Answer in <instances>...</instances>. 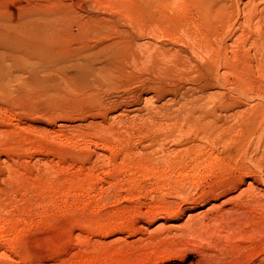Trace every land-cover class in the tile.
<instances>
[{"label": "rangeland", "instance_id": "374dc122", "mask_svg": "<svg viewBox=\"0 0 264 264\" xmlns=\"http://www.w3.org/2000/svg\"><path fill=\"white\" fill-rule=\"evenodd\" d=\"M107 1L109 4L112 0ZM115 1L110 4L114 6ZM103 4L98 6L101 11L107 2ZM109 5L106 11H115L112 5L113 10H109ZM193 66L196 71L200 69L207 74L205 63H193ZM193 66L191 71H195ZM185 80L177 83H181L178 85L180 92L190 85L196 93H200L199 88L191 85V80ZM131 93L115 90L109 97L113 96L111 100L122 98V101H132L134 96L132 98ZM178 97L173 98L179 101L181 96L180 99ZM125 101L112 103L116 113H122L120 116L110 110L104 119L74 116L63 118V122L69 125H60L57 118L27 112L19 104L11 105L0 93V115L5 111L14 113L9 123L13 129L6 133L0 130V264H264V254L261 255L264 252V199L259 196L256 200L251 199L247 193L238 195L239 190H247L250 186L255 192H259V188L264 189L263 157L257 155L254 158L251 153L250 158L242 159L235 155H222L219 152L221 147L216 150L218 153L213 154L221 161L213 158L215 156L210 158L212 160L204 156V162V157L197 158L192 150L191 153L188 150V154L183 152L184 155L181 152V157L178 153L183 149L178 146L188 137L183 130H175L186 124L181 105L175 102L178 109L171 104L169 107L174 109L163 107L165 110L155 111L152 106H157L159 102L143 101L142 116L124 111L127 107ZM148 108L154 112L151 114ZM205 108H209V102ZM161 111H167V116ZM168 112L175 114L176 119ZM129 114L134 115L130 117ZM17 116L19 119L16 121ZM95 120L108 127L101 126L99 122L97 124ZM0 121L3 122V119ZM172 121L177 122L174 125L178 127L173 128ZM154 123L160 127H155ZM155 128L158 133L154 134L157 132ZM11 130H14L12 134ZM100 145H103L102 148ZM205 147L204 150L209 149L208 142ZM171 150L173 153H170ZM174 154L186 159H179ZM206 156H209L208 153ZM178 160L183 162L179 164ZM188 168L192 170L190 173ZM183 172L190 174V178L188 174L179 175ZM179 176H183L182 180ZM238 176H244L241 179L245 182L236 188ZM232 197L235 199L232 200ZM185 205H190V208L184 209ZM223 210L226 214L229 212L228 216ZM213 217L219 221L215 219L217 221L212 222ZM245 220L248 221L245 223ZM247 222L251 227L247 226ZM239 223L246 225L240 226ZM240 227H246L249 234L254 228L263 234L258 231L253 234V231L249 235ZM230 228L240 229L241 235ZM226 233H230L228 237Z\"/></svg>", "mask_w": 264, "mask_h": 264}, {"label": "bare ground", "instance_id": "6f19581e", "mask_svg": "<svg viewBox=\"0 0 264 264\" xmlns=\"http://www.w3.org/2000/svg\"><path fill=\"white\" fill-rule=\"evenodd\" d=\"M112 1L110 3H113ZM105 2L108 4L107 0H0V93L3 94V98L10 101L11 105L19 104L27 112L57 118L60 125H67L68 123L63 122V118L87 115L94 119H104L108 111L116 113L112 103L115 105L125 100L122 101V98L111 100L113 96L109 97V94L111 95L115 90H125L132 92V98L134 96L130 101L127 99L129 94H126L127 107L124 110L126 112L142 115L140 112L143 111V101L154 100L161 103L152 106L155 111L156 109L160 111L163 107L168 108L175 102L181 105L184 113L182 117L185 116L187 125L184 124L183 128L180 125L175 130H183L189 138L187 137L184 142L182 140L183 143L179 146L176 144L183 149L178 153L179 155L181 152L188 154V150L191 153L192 150L197 158L203 159L205 156L210 159L221 147L219 151L221 154L235 155L242 159L250 158L251 153L254 158L259 155L264 159V82L261 80L264 77V0H116L114 6L108 4L109 10L112 9L111 7L115 10L113 12L106 11L108 5L106 4V7ZM102 3L106 12L102 7L103 10H99L98 6ZM193 63H205L207 74L200 69L196 71L197 66L194 67ZM192 66L195 71H191ZM261 75L263 77L260 78ZM181 77L182 81L191 80V85L199 88L200 93H196L195 88L190 85L186 88L180 86L186 89L180 92L178 85L181 83H177L182 82ZM207 89L209 92L206 93ZM175 96L180 100L176 101L173 98ZM208 102L209 108L206 109L205 105ZM166 113L167 111L163 114ZM170 114L172 113H169V116ZM13 115L7 111L0 115V119H3V122L0 121L1 131L6 133L13 129L12 124L9 125ZM133 115L131 114L130 117ZM172 115L171 117L174 116L176 119L175 114ZM179 117L181 118V115ZM180 118L177 117L178 121ZM15 119L17 121L18 116ZM88 121L89 125L90 121ZM98 122L96 121L97 124ZM175 123L173 122V128L178 127L174 125ZM107 124L109 125L108 122ZM16 125L18 126L17 123ZM105 125L101 126L108 127ZM138 125L139 130L140 125ZM156 125L160 127L158 124H155V127ZM12 131L14 130L10 133ZM173 136L177 137L175 134ZM207 142L208 152L204 150L208 148V144L205 147ZM101 146L103 145L99 147ZM206 152L209 156H206ZM174 155L177 157L176 154ZM189 156L187 157L190 158ZM205 157L204 162H206ZM185 159L184 157L183 160ZM191 169L188 173L192 171ZM180 173V176L188 174ZM188 175L190 178V174ZM239 176L237 184L234 183L237 185L236 188L245 182L241 179L244 176L241 178ZM245 189L239 190L238 195L247 193L251 199L256 200V196L264 199V189L259 188V192L252 190L251 186ZM233 199L235 198L232 197ZM233 202L235 203V200L230 204L232 205ZM258 202L256 204L259 205ZM189 208L190 205L184 206L186 210ZM233 212H235L234 208ZM228 213L225 214L228 216ZM262 213L264 215V212ZM215 217L212 222L218 220ZM229 218L232 220L231 216ZM261 218L263 219L262 215ZM246 221L248 220H245V223ZM241 222L244 223L242 220ZM242 223H239L240 226ZM234 225L236 228V223ZM238 228L236 230L240 234ZM240 228L246 231V227ZM254 229L252 232L256 234L255 231L258 230ZM247 231L249 234V230ZM259 233L261 235L264 232ZM253 234L252 237H255ZM231 239L234 241V238Z\"/></svg>", "mask_w": 264, "mask_h": 264}]
</instances>
